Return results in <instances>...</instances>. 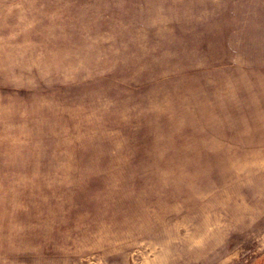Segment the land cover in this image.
<instances>
[{
	"label": "rangeland",
	"instance_id": "rangeland-1",
	"mask_svg": "<svg viewBox=\"0 0 264 264\" xmlns=\"http://www.w3.org/2000/svg\"><path fill=\"white\" fill-rule=\"evenodd\" d=\"M0 264H264V0H0Z\"/></svg>",
	"mask_w": 264,
	"mask_h": 264
}]
</instances>
